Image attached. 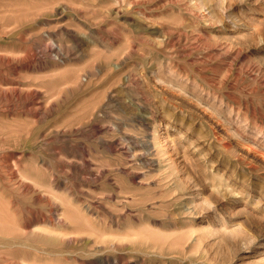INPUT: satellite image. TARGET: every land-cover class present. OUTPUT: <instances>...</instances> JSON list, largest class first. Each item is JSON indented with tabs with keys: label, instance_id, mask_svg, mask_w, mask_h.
<instances>
[{
	"label": "rangeland",
	"instance_id": "rangeland-1",
	"mask_svg": "<svg viewBox=\"0 0 264 264\" xmlns=\"http://www.w3.org/2000/svg\"><path fill=\"white\" fill-rule=\"evenodd\" d=\"M0 264H264V0H0Z\"/></svg>",
	"mask_w": 264,
	"mask_h": 264
}]
</instances>
